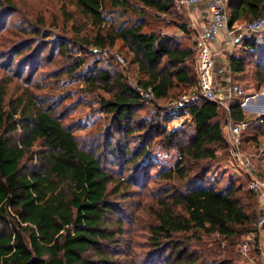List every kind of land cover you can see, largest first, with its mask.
<instances>
[{"label":"trees","instance_id":"1","mask_svg":"<svg viewBox=\"0 0 264 264\" xmlns=\"http://www.w3.org/2000/svg\"><path fill=\"white\" fill-rule=\"evenodd\" d=\"M2 1L0 14L18 15L19 21L18 25L14 21L4 41L6 66L10 69L17 56L29 51L16 62V78H22L30 65L31 71L19 93L9 92L10 80H0V264H120L117 247L124 230L114 219L120 211L114 197L124 198L123 189L131 180L116 178L113 165L124 171L134 165L142 173L155 171V179L164 183L146 207L150 217L146 264H234L235 246L255 231L258 199L249 188L230 184L217 191L206 185L227 155V110L199 99L185 109L188 121L167 130L169 118L181 113L159 105L177 99L197 82L195 42L183 45L176 35L143 30L142 15L169 16L176 10L174 0H62L65 23L75 36L82 34L84 44L109 49L120 41L132 54L137 84L150 87V101L158 104L149 120L138 118L148 100L122 76L115 56L106 54L86 65L83 48L80 56L72 55L71 44L78 46L82 40L64 33L52 39L43 30L44 17L17 10L14 0ZM128 12L139 18L118 22ZM227 13L230 24L252 21L264 15V0H229ZM179 17L185 20L184 15ZM181 28L188 30L183 24ZM46 52L66 58L63 68L46 78L55 83L73 78L82 81L87 94L102 90L108 95L96 94L97 111L108 122L89 147L65 122L81 102L66 104L69 96L32 91L30 78ZM227 60L232 83L249 78L255 89L264 86L263 37L244 38ZM240 101L237 97L228 102L234 121L246 118ZM258 138L264 140V112L242 133V148ZM156 146L164 154L176 151L171 167L164 168L152 154ZM175 178L183 186L176 185Z\"/></svg>","mask_w":264,"mask_h":264},{"label":"rangeland","instance_id":"2","mask_svg":"<svg viewBox=\"0 0 264 264\" xmlns=\"http://www.w3.org/2000/svg\"><path fill=\"white\" fill-rule=\"evenodd\" d=\"M2 0H0L1 2ZM17 6V10L26 11L30 13L32 16L40 15L44 17L45 25L44 29L52 34V39L55 37H61L60 34H66L64 36L77 37L80 41L82 40V34L75 36V33L71 31L70 23H65L63 19V15L61 13V5L62 0H14ZM3 2V1H2ZM70 10V7H68ZM176 9V8H175ZM185 16V20L179 16ZM117 17V14L114 15ZM193 16L192 9H180L175 10L173 14L169 16H163L162 14L153 15V14H144L142 15L145 18L146 25L143 28L145 32L155 31L161 34L168 35H176L178 40L183 45L193 46V42L195 41L196 34L198 33L199 26L198 24H191L190 17ZM195 17V16H194ZM118 18V17H117ZM138 15H134L130 12L124 13V16L119 18L118 22L121 20H125L129 23H132L136 19H138ZM18 15H14L13 18H5L0 14V80L7 79L11 81L9 92H21L23 88H26L27 82L25 80V76H27L28 70L31 71V65L26 69V73L22 78H16V74L19 72V66H17L16 62L25 58L28 52H24L21 55L17 56L14 60L12 66L7 68V64L9 62V55L6 51V41L9 32L12 31V27L14 26V21L18 25L19 21ZM6 20L8 21V25L6 29H1L2 26H5ZM185 25L188 27V30L182 29L181 25ZM12 37V36H9ZM66 40V39H65ZM73 56H80L81 48L86 51L87 61L86 65L90 64L92 61L97 59H103V54H95L93 52L94 44H84L83 40L80 45L76 46L75 44H71ZM8 55L3 57L4 55ZM31 54V51H30ZM46 55H48L46 59ZM116 55H120L125 59V65L118 64L117 69L120 70L122 76L126 78L127 82L137 83V79L139 78V74L137 73L136 64L132 63V54L127 50L126 47L122 45L120 41H117L113 48L107 49V57H114ZM106 58V57H104ZM66 63V58H61L59 54L45 53L42 56L41 67L37 69L35 75L30 78V81L33 85L32 91H34L38 95H47V96H56V95H64L69 96V99L66 101V104L78 103V105L73 112L68 114L67 119H65L66 123H69L74 126V134L79 136L80 141L86 147H89L92 140L95 139L96 135L100 134L107 126L108 119L101 111H97V100L96 94L102 97H108L107 93L99 90L96 94H87L86 91L83 90L82 81L75 80L73 78L65 79L62 78L59 82L55 83L52 79L46 78L47 74L57 70L59 68H63ZM217 68L223 67L227 65V59H218L215 63ZM227 74L224 72L217 73L216 80L219 81L224 79ZM229 75V74H228ZM230 76V75H229ZM248 76V75H247ZM239 80L238 83L233 82L232 84H240L245 93L249 94L250 90L248 89L249 78ZM184 92V91H182ZM181 92V93H182ZM264 93V86L258 90L255 89L254 93ZM217 99H221V93L217 92ZM241 98L239 95L232 94L231 99ZM260 98L255 97L253 100L254 105H258L260 103ZM173 101L172 98L168 99L165 102H161L160 106H166ZM252 102L249 101L248 105L244 108L241 107L244 116L247 119H253L258 115L257 112L252 106ZM158 104L153 101L148 100L145 107L139 113L138 118L142 119H151L155 116L157 112ZM264 112V110L262 111ZM261 112V113H262ZM190 116L188 117H179L178 115L169 118L166 122V129L172 130L182 125L184 121H188ZM226 134V129H224ZM244 150L248 152L250 155L256 154L255 161L260 166L262 159L264 157V140L262 138H258L257 142H252L244 146ZM262 151V152H260ZM260 152V155L258 153ZM152 154H154L158 159H160L161 164L164 168L171 167L176 160V151H171L167 153V156H163V152L159 149V147H154L152 150ZM255 157V156H254ZM225 159H221L214 170L209 175V180L206 185L213 187L217 191H221L227 185L241 186L244 190L248 189L247 177L241 173L234 172L225 166ZM107 168H110L109 163L106 165ZM113 172L116 178L122 176L124 178H128L131 180L123 191L125 192L124 198L120 195L114 197L115 202L119 205L120 211L114 215V219H119L122 223L124 235L122 238L121 245L117 247L119 253V263L120 264H146V254L150 250L148 247L147 239H148V225L150 223V217L147 213L146 207L152 202V195L155 194V189L159 185H163L162 181H157L155 179V171H151L148 174L146 172L142 173L139 170V166L129 170H123V167H119L118 165H113ZM174 183L178 186H183V182L177 180L175 178ZM200 184H195L194 187H198ZM258 199V198H257ZM255 231L244 235L239 240V243L243 240L247 242L248 251L242 252L239 249V245H236L234 248V253L236 255L234 259V264H264V257L261 255V251L264 250V228H260L256 225V221H254ZM238 243V244H239Z\"/></svg>","mask_w":264,"mask_h":264},{"label":"built area","instance_id":"3","mask_svg":"<svg viewBox=\"0 0 264 264\" xmlns=\"http://www.w3.org/2000/svg\"><path fill=\"white\" fill-rule=\"evenodd\" d=\"M229 0H174V7L180 9L197 10V15L190 17L191 24H198L199 30L195 37L196 62L195 72L197 82L195 86L190 87L182 93L177 99H174L168 105V110L174 114L181 113L179 117H188L189 113L185 110L189 105L199 99L215 101L227 110L225 118L227 155L225 166L230 170L241 173L247 177L248 188L254 191L258 198V214L256 225L264 228V157L260 166L255 161L256 154L250 155L242 148L241 135L251 124V119H242L234 121L228 113V102L232 94L241 97L240 106L244 108L249 101L252 102L259 93L246 94L240 84H232L228 75V67L217 68L215 63L220 55L227 58L231 51L239 46L244 38L253 36L264 38V15H261L252 21H234L229 23L227 4ZM219 48L213 47V42L220 36ZM93 52L97 54H107V48L101 49L94 47ZM116 60L122 66L125 65V59L120 55L115 56ZM224 72L227 75L224 79L216 80L217 73ZM129 83L134 87L141 97L146 100L152 98L150 87L142 88L137 83ZM217 92L221 93V99H217ZM261 112L258 113V115ZM262 152V151H260ZM260 152L258 155H260ZM164 157L167 154H163ZM255 156V157H254ZM239 249L242 252L248 251L245 240L239 243ZM264 257V250L261 251Z\"/></svg>","mask_w":264,"mask_h":264},{"label":"crops","instance_id":"4","mask_svg":"<svg viewBox=\"0 0 264 264\" xmlns=\"http://www.w3.org/2000/svg\"><path fill=\"white\" fill-rule=\"evenodd\" d=\"M195 15H197V10H193V16H195ZM223 36H224V33L221 32L220 36L213 42V47L215 49L220 47L221 40H222ZM219 59L224 60V59H228V58L226 56L220 55ZM227 63H228V60H227ZM226 66L227 65H225L224 67H226ZM248 89L250 90L249 94L252 92H255V87L252 84L249 85Z\"/></svg>","mask_w":264,"mask_h":264},{"label":"water","instance_id":"5","mask_svg":"<svg viewBox=\"0 0 264 264\" xmlns=\"http://www.w3.org/2000/svg\"><path fill=\"white\" fill-rule=\"evenodd\" d=\"M258 97L260 98V103L258 105H255L254 109L257 112H262L264 110V93L261 92Z\"/></svg>","mask_w":264,"mask_h":264}]
</instances>
